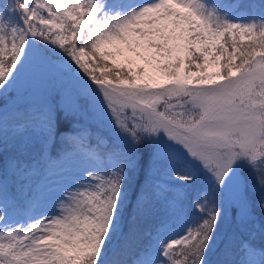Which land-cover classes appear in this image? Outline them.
I'll list each match as a JSON object with an SVG mask.
<instances>
[{
  "label": "snow or ice",
  "instance_id": "snow-or-ice-1",
  "mask_svg": "<svg viewBox=\"0 0 264 264\" xmlns=\"http://www.w3.org/2000/svg\"><path fill=\"white\" fill-rule=\"evenodd\" d=\"M0 101V264H264V0H8Z\"/></svg>",
  "mask_w": 264,
  "mask_h": 264
},
{
  "label": "rangeland",
  "instance_id": "rangeland-1",
  "mask_svg": "<svg viewBox=\"0 0 264 264\" xmlns=\"http://www.w3.org/2000/svg\"><path fill=\"white\" fill-rule=\"evenodd\" d=\"M7 2L8 0H0V5L7 3ZM225 2H234V0H225ZM239 2L246 5L251 2L259 3V0H239ZM2 102L3 101H0V103ZM98 127L101 128L102 130H104L105 128L104 125H98ZM0 165H2V156H0ZM203 186H204V181L198 178L197 182L194 185H189L187 187V193H188L189 199H185L183 201L182 206L177 205L178 208L182 207V212L179 214V216L174 215L171 210H169L168 215L165 216L164 210H161L160 213L153 218V222L150 223L148 227H152L154 224H159L160 221L166 220L167 221L166 226L163 229H161L160 235L170 236L174 234L176 231L179 230V225L182 224L184 220L188 218V214H190L192 211L190 198L194 197ZM29 214L31 213L30 212L26 213L25 216ZM228 227H229L228 222H225L221 226V231H220L221 240L224 239L225 234L227 233ZM213 259H215V257Z\"/></svg>",
  "mask_w": 264,
  "mask_h": 264
}]
</instances>
